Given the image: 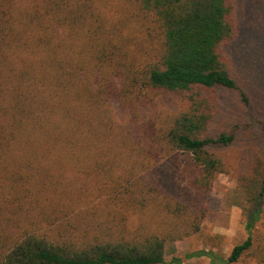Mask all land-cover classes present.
I'll return each mask as SVG.
<instances>
[{"label":"trees","instance_id":"1","mask_svg":"<svg viewBox=\"0 0 264 264\" xmlns=\"http://www.w3.org/2000/svg\"><path fill=\"white\" fill-rule=\"evenodd\" d=\"M234 10L235 0H0V264L178 261L166 245L199 230L225 167L215 148L234 140L207 136L215 91L249 104L222 51L238 33ZM155 92L187 101L159 127L137 112ZM91 178L109 180L138 223L112 235L110 219L81 221L65 198ZM263 199L264 160L257 220ZM246 230L226 264H264V231Z\"/></svg>","mask_w":264,"mask_h":264},{"label":"rangeland","instance_id":"2","mask_svg":"<svg viewBox=\"0 0 264 264\" xmlns=\"http://www.w3.org/2000/svg\"><path fill=\"white\" fill-rule=\"evenodd\" d=\"M234 11L238 33L222 51L229 60L236 82L246 91L249 104H244L235 90L219 88L215 91L216 110L207 136L232 133L234 140L229 145L215 148L225 167L207 193V209L199 230L166 245L165 259L170 261L176 257L178 261L174 264H226L224 260L231 248L245 239L248 222L253 223L255 235L264 231V199L261 218H254L264 160V0H235ZM131 29H134L133 38L136 40L139 38L137 24L127 23L124 32ZM148 95L150 101L141 109L139 102L137 112L148 120L152 118L157 127L187 106L185 99L172 93ZM117 112L114 115L119 120ZM114 164L115 171L118 163L115 161ZM158 165L161 166L160 162ZM119 168L115 175L123 171L121 166ZM134 175L139 177L142 171L136 169ZM99 181L91 178L83 189L65 198L74 204L73 213L81 221L95 222L97 226L110 219L112 226L105 224L113 229L112 235L121 226L136 225L138 210L135 206L115 197L109 180H101L104 187ZM81 183L77 181L74 186H82ZM127 184L128 181L124 189Z\"/></svg>","mask_w":264,"mask_h":264}]
</instances>
